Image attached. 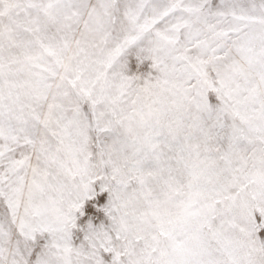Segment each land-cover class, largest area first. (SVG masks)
<instances>
[{
	"label": "snow or ice",
	"instance_id": "1",
	"mask_svg": "<svg viewBox=\"0 0 264 264\" xmlns=\"http://www.w3.org/2000/svg\"><path fill=\"white\" fill-rule=\"evenodd\" d=\"M0 264H264V0H0Z\"/></svg>",
	"mask_w": 264,
	"mask_h": 264
}]
</instances>
